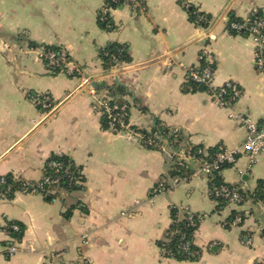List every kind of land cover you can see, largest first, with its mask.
<instances>
[{"label": "crops", "instance_id": "1", "mask_svg": "<svg viewBox=\"0 0 264 264\" xmlns=\"http://www.w3.org/2000/svg\"><path fill=\"white\" fill-rule=\"evenodd\" d=\"M131 0L109 11L112 30L97 15L104 0H0V177L37 182L51 155H65L81 168L80 190L57 189L52 199L17 192L0 200V264H258L264 236L256 229L263 212L251 210L241 226L225 227L232 211H215L208 179L168 177L171 150L143 147L135 132L101 127L90 90L118 83L125 88L129 126L150 131L156 122L184 137L183 147L232 150L244 141V127L230 118L238 112L264 119V72L254 64L249 35L233 34L230 17L246 20L264 0ZM208 15L209 26L189 20L188 8ZM33 43L37 47H31ZM127 45L130 62L103 73L98 50ZM42 46L63 49L81 67L82 77L51 74ZM206 57H201L202 51ZM212 64L213 88L235 84L240 94L230 107L216 105L207 91H184L186 69ZM104 92V91H102ZM98 92V93H102ZM46 95L52 108H37L32 97ZM223 181L253 190L264 180V156L249 165L239 155L220 171ZM163 181L169 186L153 195ZM201 215L194 244L197 261L165 258L157 246L170 225L169 208ZM250 211V210H248ZM68 213V216H65ZM22 228L21 244L7 255L4 225ZM27 241L33 251L25 250Z\"/></svg>", "mask_w": 264, "mask_h": 264}, {"label": "trees", "instance_id": "2", "mask_svg": "<svg viewBox=\"0 0 264 264\" xmlns=\"http://www.w3.org/2000/svg\"><path fill=\"white\" fill-rule=\"evenodd\" d=\"M123 0H104L102 8L97 15V23L101 28L112 30L114 28L110 17L109 11L120 6ZM189 20L201 28H207L209 26L211 18L196 9L190 7L187 9ZM264 21V10L256 9L251 13L246 20H240L235 17H230L229 24H239L243 28L239 31L230 29L233 34L238 33L241 35H248V29L255 25L257 22ZM260 33L264 35V27L259 29ZM31 47H37V45L31 43ZM42 51L45 53H53L55 57L60 54L65 55L66 61H71V58L60 47L56 46H42ZM98 57L101 62V69L103 73L109 72L114 67H119L123 64L130 62L129 48L127 45L119 43H109L103 48L98 50ZM44 65L47 64L45 59H42ZM73 63V62H72ZM74 64V63H73ZM75 65V64H74ZM77 68L79 66L75 65ZM209 66L203 58L200 59V69ZM51 74L64 73L66 74V68L62 62L56 63L51 67ZM68 77H76L75 74L68 75ZM232 85V83H231ZM190 89L191 91L199 90V85L191 79H187V83L184 87V91ZM239 90V88L237 87ZM207 91V89H205ZM96 91H106L107 96L110 98L106 103L110 108L117 107L112 113H121L119 108L121 106H127L125 108V115L123 113L122 121L129 126V107L127 102L123 99L125 96V88L118 83L101 84L96 85ZM240 92V90H239ZM230 88L225 87L223 100L226 103H234L238 97H233ZM39 109V107H37ZM103 111V110H102ZM101 127L104 130H109L106 112L100 113ZM116 133L121 130L119 123H115ZM129 128L139 135L140 144L150 150H157L162 144H166L171 150V156L168 161L170 163V169L168 177L178 181L188 180L194 173L197 166L203 162L213 163L216 160V155L220 152L221 146L205 149L201 146H186L183 147L184 137L177 131L170 130L161 123L156 122L150 131L137 130L129 126ZM183 154L184 158L180 155ZM52 164H56L53 166ZM218 169L211 170L208 179V196L215 203V211L219 212L226 206L230 205L228 198L225 196L222 189L234 190L239 195L241 203L251 202L252 204L264 203V180L257 182L256 187L253 190L241 189L240 187L229 185L225 183L220 175V171L232 166L229 163H220ZM3 182L0 184V192H5L6 198L11 199L16 192L21 191L24 187L36 185L40 183L42 185V191L38 194L44 196L46 199H52L53 195L47 193L48 190L53 188L61 189L65 191L80 190L83 183V176L81 174V168L77 167L74 162L65 155H51L44 163L43 174L39 181L30 182L18 179L11 174L4 175L2 177ZM47 178L49 183H44L43 179ZM55 182V183H53ZM158 184V183H157ZM156 184V185H157ZM155 185V186H156ZM165 189L169 186L166 183L163 184ZM8 188V189H7ZM241 215L242 221L246 216L244 211H232L225 220V227L229 228L233 226L234 219L237 215ZM251 213V210L249 211ZM68 216V213L65 215ZM170 225L163 234V238L157 242V246L161 252V255L165 258L173 259L175 261H197L200 257L201 250L194 244V233L199 225L201 215L190 213L186 210H180L177 207L169 208ZM15 224L19 227L18 232H12L10 226ZM242 225V224H241ZM239 225V226H241ZM8 233L11 234L17 240L21 239L22 228L17 223H8ZM264 236V230L261 233Z\"/></svg>", "mask_w": 264, "mask_h": 264}, {"label": "built area", "instance_id": "3", "mask_svg": "<svg viewBox=\"0 0 264 264\" xmlns=\"http://www.w3.org/2000/svg\"><path fill=\"white\" fill-rule=\"evenodd\" d=\"M131 6L135 11H143V5L141 0H131ZM255 12V11H253ZM264 27V21L255 23L254 26L250 27L248 29V35L252 38L253 43L255 45V52H254V61L253 64L255 68L260 71L264 72V35L260 33L259 29ZM229 29L239 31L243 28L242 25L239 24H230ZM41 59H45L47 61V64H45V67L48 72H51V67L55 66L56 63L59 61L62 62L66 68V74L71 75L75 74L76 77H82V69L77 68L71 61H66L65 55L62 53L58 57H55L53 53H45L44 51L40 54ZM207 51L204 50L201 53V57H206ZM212 68L209 66H205L201 69L196 68H187L186 69V79H191L195 83H197L199 86H203L204 89H207V93L211 100L221 107H230L233 103H226L223 100V94L225 87L230 88L233 97H238L240 92L237 89V86L235 84L227 83L219 88H213L211 85L212 82ZM91 94V101L93 103L94 110L100 115L102 112H106L107 119L109 120L108 125L109 129L111 131H116L115 123H119L121 126V130L116 132H133L128 125L124 124L122 121L123 113L125 115V108L127 106H121L119 108V111L121 113H112L113 110H116L117 107L110 108L107 105V101L110 100V98L107 96V92L104 91L102 93H98L94 89L90 90ZM232 97V99H233ZM32 102L35 104V106L43 109V110H50L52 108V103L48 96L46 95H39L34 96L31 98ZM103 110V111H102ZM230 118L236 122L237 124L244 127L246 134L244 141L239 145L238 147L227 150L224 147H220V152L216 155V160L213 163H207L206 161L203 162L201 165L197 166L193 175H201L203 177H208L211 170L218 169V165L220 163H229L234 164L237 157L239 155H245L247 157L249 165L254 164L257 162V160L264 156V119L257 123L252 121L249 117L238 113V112H231ZM140 138V137H139ZM161 149V146H160ZM182 158H184V155H180ZM53 166H56V164H52ZM3 182L2 178H0V184ZM44 183H49L48 179H43ZM55 183V182H53ZM165 182L160 181L152 190V193L158 194L160 192L165 191L164 184ZM8 189V188H7ZM57 189L53 188L51 190H48L47 193L52 195ZM7 191V190H6ZM0 192V200H6V193L7 192ZM39 191H42V185L40 183H37L36 185L27 186L24 187L20 193L24 194H38ZM221 192L225 194V196L228 198L230 205L236 206V207H243L247 205L249 207L248 210H258L260 209L263 212V218L260 223L257 224V231L261 234L264 230V203H256L252 204L251 202H245L241 203V199L239 195L234 190H227L222 189ZM17 193V192H16ZM244 211V215L246 216L245 219L251 216L249 214V211ZM245 221V220H244ZM241 219V215H237V217L234 219L233 226H239L244 223ZM8 224L4 225L2 228V231L7 233L9 235L10 244L6 247V253L7 255H13L16 253L19 249V246L21 244L20 240H17L14 238L11 234L8 233ZM10 229L12 232H18L19 227L15 224H12L10 226ZM25 250L32 252L33 251V242L27 241L25 244ZM258 264H264V261L258 263Z\"/></svg>", "mask_w": 264, "mask_h": 264}, {"label": "water", "instance_id": "4", "mask_svg": "<svg viewBox=\"0 0 264 264\" xmlns=\"http://www.w3.org/2000/svg\"><path fill=\"white\" fill-rule=\"evenodd\" d=\"M199 90L200 91H203L204 90V87L203 86H199Z\"/></svg>", "mask_w": 264, "mask_h": 264}, {"label": "rangeland", "instance_id": "5", "mask_svg": "<svg viewBox=\"0 0 264 264\" xmlns=\"http://www.w3.org/2000/svg\"><path fill=\"white\" fill-rule=\"evenodd\" d=\"M78 78H80V77H78Z\"/></svg>", "mask_w": 264, "mask_h": 264}]
</instances>
